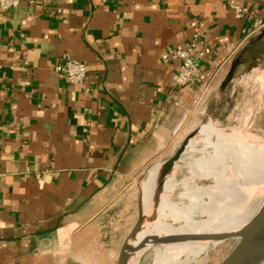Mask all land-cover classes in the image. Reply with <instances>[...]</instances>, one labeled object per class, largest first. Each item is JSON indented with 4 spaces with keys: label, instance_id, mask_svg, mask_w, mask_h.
Wrapping results in <instances>:
<instances>
[{
    "label": "crops",
    "instance_id": "obj_1",
    "mask_svg": "<svg viewBox=\"0 0 264 264\" xmlns=\"http://www.w3.org/2000/svg\"><path fill=\"white\" fill-rule=\"evenodd\" d=\"M193 40L211 54L176 86L180 62L163 56ZM66 53L86 64L83 84L54 71ZM235 61L236 74L264 72V0L0 8V264H116L112 219L134 201L129 182L174 153L210 80L218 109L230 101L219 87Z\"/></svg>",
    "mask_w": 264,
    "mask_h": 264
},
{
    "label": "bare ground",
    "instance_id": "obj_2",
    "mask_svg": "<svg viewBox=\"0 0 264 264\" xmlns=\"http://www.w3.org/2000/svg\"><path fill=\"white\" fill-rule=\"evenodd\" d=\"M248 79L263 82L264 74L254 72ZM196 134L183 153L189 154L187 165L191 175L181 181L171 176L164 179L156 220L148 235L152 238H147V229L138 236L130 264H137L155 240L160 245L153 246V251L164 264L197 263L223 233L242 226L259 206L264 192V142L256 143L240 129L228 132L214 123L202 125ZM196 151L202 155L194 157ZM160 168L161 164L150 168L147 179L140 185L145 218L154 200ZM208 178L215 183L200 186L194 182ZM179 184L184 191L174 199L173 189ZM257 250L261 255L256 257ZM245 264H264V243L256 246Z\"/></svg>",
    "mask_w": 264,
    "mask_h": 264
},
{
    "label": "rangeland",
    "instance_id": "obj_3",
    "mask_svg": "<svg viewBox=\"0 0 264 264\" xmlns=\"http://www.w3.org/2000/svg\"><path fill=\"white\" fill-rule=\"evenodd\" d=\"M251 71L252 70H246L241 74L235 75V78L232 83H230L227 91L230 101L223 104L220 109L217 107V103L220 100V93H218V90L210 93L205 103L207 105L205 113L199 115L193 114L192 118L186 123L185 128L178 131L176 138L178 146L191 132H195L193 137L197 136V130H199L202 125L208 123H214L217 127H222L228 132L232 131V129H240L243 133L249 134L256 143L264 142V81L260 82L248 79V77L254 72L262 74H264V72ZM259 110L262 111L261 114L258 113ZM225 111H227L226 114L224 113ZM254 115H256V117H254ZM244 121L247 123L245 124ZM178 146H176V148H178ZM201 155L200 151L193 153L194 157H200ZM182 156L181 161L177 164L175 169L173 168L165 178L171 176L174 180L181 181L191 175V171L187 165L190 161L189 154H183ZM155 164L152 165L154 166ZM147 177L148 171H146L143 176L135 182H129L128 190L133 192V195L135 196L133 198L134 201L132 200L133 202L130 204V207L126 198L121 201L118 205L119 207H117L118 215L114 216L112 219L113 227L116 228L115 232L119 247L122 245L124 239L127 237L136 222L137 202L140 203L142 198L140 185L147 179ZM194 182L197 185L204 186L207 184H214L215 180L213 178H208L207 180L196 179ZM183 191L184 187L182 185H176L173 189V198L178 199L180 193ZM185 202H187V200ZM155 213L156 209L154 210L153 215L150 210L147 212L148 216L146 217V221L149 222V227L146 230V236L149 239L152 238L148 235L151 234V225L156 220L154 217ZM198 217L200 218L201 216L198 214ZM203 218H206V216ZM217 242L216 244L209 246L207 251L201 254L197 263L188 262L186 264H218L232 248L234 241H228L224 244H220V241ZM159 245V241L151 244L150 248L140 256L137 264H164L159 257L157 258V255L152 248L153 246ZM250 254L251 252L246 255V260L239 261L237 264H245Z\"/></svg>",
    "mask_w": 264,
    "mask_h": 264
},
{
    "label": "water",
    "instance_id": "obj_4",
    "mask_svg": "<svg viewBox=\"0 0 264 264\" xmlns=\"http://www.w3.org/2000/svg\"><path fill=\"white\" fill-rule=\"evenodd\" d=\"M237 64V61H235L227 74L224 76L219 87V91L222 94L227 93L230 83H232L234 80ZM194 134L195 132L188 134L186 138L179 144L178 148H176L174 153L165 161L160 163L161 168L154 192V200L150 209L152 215L159 202L161 187L165 177L174 168L175 164L181 160V157ZM145 219V215L142 211V200H140L138 218L121 245L116 264H130L131 259L134 256L135 241L137 240L138 236L149 227V222H147ZM219 241L220 244H224L228 241H234V245L218 264H237L239 261H244L246 260V255L249 254V252H254L257 245L264 243V192L261 196L259 206L257 207L256 211L246 220V222L234 230L223 233ZM153 243H156V240ZM254 255L256 257L260 256L261 251L257 250Z\"/></svg>",
    "mask_w": 264,
    "mask_h": 264
},
{
    "label": "built area",
    "instance_id": "obj_5",
    "mask_svg": "<svg viewBox=\"0 0 264 264\" xmlns=\"http://www.w3.org/2000/svg\"><path fill=\"white\" fill-rule=\"evenodd\" d=\"M20 0H0V8L8 10L18 5ZM231 8L236 13H245L248 8L233 4ZM211 54L210 46L198 40H193L189 44H178L169 54L163 56L164 59L172 58L180 62L179 69L174 78V85L186 86L197 81L201 77L200 61L207 58ZM223 70V64L218 68L213 78ZM54 71L62 78L67 79L71 83L81 85L87 78L86 64L73 58L66 53L62 56L61 61L54 66ZM212 78V79H213ZM212 80L205 85L199 95L193 101V107L190 110L193 114L205 113V103L207 97L213 91Z\"/></svg>",
    "mask_w": 264,
    "mask_h": 264
}]
</instances>
